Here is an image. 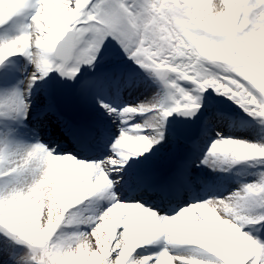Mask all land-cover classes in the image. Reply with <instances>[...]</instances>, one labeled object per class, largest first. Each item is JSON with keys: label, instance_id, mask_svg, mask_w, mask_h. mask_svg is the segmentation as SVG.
Returning <instances> with one entry per match:
<instances>
[{"label": "snow or ice", "instance_id": "snow-or-ice-1", "mask_svg": "<svg viewBox=\"0 0 264 264\" xmlns=\"http://www.w3.org/2000/svg\"><path fill=\"white\" fill-rule=\"evenodd\" d=\"M0 30V264H264V136L215 103L264 126V0H0Z\"/></svg>", "mask_w": 264, "mask_h": 264}, {"label": "rangeland", "instance_id": "rangeland-1", "mask_svg": "<svg viewBox=\"0 0 264 264\" xmlns=\"http://www.w3.org/2000/svg\"><path fill=\"white\" fill-rule=\"evenodd\" d=\"M18 27H13L9 30V34H13L14 32L18 31ZM3 30H0V35H3ZM15 59V58H13ZM23 58L21 57V60ZM134 67V65H133ZM147 80V77H145ZM148 83L151 85V88H155V85L151 84V81L148 80ZM147 96L150 95V90H145L143 88L137 89L131 93V96L129 99L136 98L138 96ZM225 100V98L223 99ZM233 109L239 113V118H242L239 120V118L233 116V120L231 123H234L232 126L228 125L226 120L220 121L219 128H222L223 132L226 135H232V136H238V137H247L249 139H258L261 136H264V126L259 125L255 120H253L252 117L248 116L247 114L241 112L238 107L232 102ZM226 103H222L220 106H225ZM243 121H248L247 124L243 123ZM243 128V129H238ZM215 133H212V136H214ZM210 143V140L208 138H205L201 140L202 146L206 149L207 144ZM181 154L176 153L173 154L171 158V162H175L176 159L180 157ZM201 155L203 153L201 152ZM253 161H247V162H239L237 163L232 169H230L228 172H222V171H213L212 169H208L205 166L201 165V169L203 171L199 172L198 174L204 177L205 183L202 185H198L197 187V198L198 199H206L209 196L213 195H224L226 192L230 191L232 188L236 187V177H239L241 179H250L251 176L248 175L252 171H254L253 167ZM223 178V179H221ZM106 206V205H105ZM179 206V205H178ZM153 207H155L153 205ZM155 250H159V245H152L150 246ZM182 247H189L187 245ZM177 249H173V251H176Z\"/></svg>", "mask_w": 264, "mask_h": 264}, {"label": "clouds", "instance_id": "clouds-1", "mask_svg": "<svg viewBox=\"0 0 264 264\" xmlns=\"http://www.w3.org/2000/svg\"><path fill=\"white\" fill-rule=\"evenodd\" d=\"M208 26L209 27H212V24L210 23ZM216 27H217V29H219L221 27V25H216ZM203 43L207 44L208 42L207 41H204Z\"/></svg>", "mask_w": 264, "mask_h": 264}, {"label": "trees", "instance_id": "trees-1", "mask_svg": "<svg viewBox=\"0 0 264 264\" xmlns=\"http://www.w3.org/2000/svg\"><path fill=\"white\" fill-rule=\"evenodd\" d=\"M218 102H223V99L220 97L217 101H215V103H218Z\"/></svg>", "mask_w": 264, "mask_h": 264}, {"label": "water", "instance_id": "water-1", "mask_svg": "<svg viewBox=\"0 0 264 264\" xmlns=\"http://www.w3.org/2000/svg\"><path fill=\"white\" fill-rule=\"evenodd\" d=\"M69 86H71V85H69ZM178 118H180V119H183V117L181 116V117H178ZM189 127H195V126H189Z\"/></svg>", "mask_w": 264, "mask_h": 264}]
</instances>
